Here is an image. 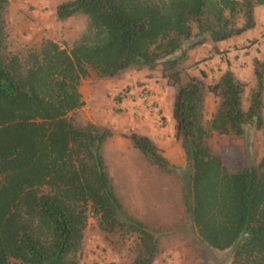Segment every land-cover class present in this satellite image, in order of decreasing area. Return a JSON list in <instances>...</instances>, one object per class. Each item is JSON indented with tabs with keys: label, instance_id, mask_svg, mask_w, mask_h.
<instances>
[{
	"label": "trees",
	"instance_id": "obj_1",
	"mask_svg": "<svg viewBox=\"0 0 264 264\" xmlns=\"http://www.w3.org/2000/svg\"><path fill=\"white\" fill-rule=\"evenodd\" d=\"M261 4L66 0L58 19L83 15L86 31L69 48L48 39L24 54L8 46L9 0H0V264H80L89 212L102 232L135 235L131 264L156 260L161 231L126 213L105 161L113 129L79 125L69 112L84 104L78 86L89 69L118 79L158 68L175 88L174 137L190 168L183 199L199 240L230 250L231 264H264V158L230 170L207 142L212 132L242 137L264 127V58L252 60L251 88L230 68L207 81L188 63L191 48L209 42L220 50L253 30ZM208 94L216 106L206 121ZM122 135L151 164L175 169L150 136Z\"/></svg>",
	"mask_w": 264,
	"mask_h": 264
},
{
	"label": "rangeland",
	"instance_id": "obj_2",
	"mask_svg": "<svg viewBox=\"0 0 264 264\" xmlns=\"http://www.w3.org/2000/svg\"><path fill=\"white\" fill-rule=\"evenodd\" d=\"M63 1L66 0H9L5 17L9 48L25 54L32 49H38L42 42L48 39L58 42L62 47H71L86 31V17L77 15L64 21L59 20L56 7ZM258 7L263 8L264 5ZM256 27L248 31L249 34L245 38L243 36L246 33L225 42L220 50H214L218 55L212 71H221L220 75L230 68L248 83V88H251L255 82L252 60L264 58V23ZM205 54L203 59H208L210 55ZM197 63L193 64L194 69L198 68ZM201 70L198 68L197 72L200 73ZM90 71L92 75L87 79L89 85L96 80L94 71ZM148 72L149 76L161 77L169 91H173L174 97L175 88L167 84L161 69ZM217 77H214V74L208 77L207 74V81ZM137 100L140 103V100ZM108 105L106 102L103 115L110 118L113 122L109 124L113 125L115 117L107 115ZM215 106L216 99L212 94H208L206 121L211 118ZM244 107H247L246 101ZM75 110L69 112L73 120L79 125L89 122L84 121L82 112ZM160 122L163 126L166 124L165 121ZM115 134L118 135L116 131ZM207 142L213 152L221 155L230 170L264 158V127L259 130L251 128L242 137L212 132ZM161 150H169L167 159L175 167L172 172H165L151 164L138 149L117 147L112 141L107 144L104 153L116 193L126 213L162 233L161 251L152 264H231L230 250L207 247L199 240L191 225L183 199L189 183L190 168L180 142L174 139L169 147ZM83 244L80 264H131L135 255L136 237L133 234L102 232L97 226L96 217L89 212Z\"/></svg>",
	"mask_w": 264,
	"mask_h": 264
},
{
	"label": "crops",
	"instance_id": "obj_3",
	"mask_svg": "<svg viewBox=\"0 0 264 264\" xmlns=\"http://www.w3.org/2000/svg\"><path fill=\"white\" fill-rule=\"evenodd\" d=\"M263 12L264 7H257L255 10L256 23L258 26L264 23ZM247 34L249 33L241 36L245 38L248 36ZM233 38L227 41L230 42ZM227 41L218 43V48L220 49ZM209 51H211V53H209ZM204 53H206L205 55L209 54L210 57L208 59H203ZM217 55L212 45L206 42L189 50L188 63L194 64L198 62V68L204 70L208 74V77L212 76V74H214V77H217L221 71H212V68L216 64L215 60ZM194 68L193 66L191 69L192 73L198 74V68ZM91 73L89 69L88 74L80 80L78 88L84 104L75 111L79 110L84 114V121L111 126L114 134L106 141L104 153L105 147L110 141L117 147L134 148L129 139L122 136V133L128 130H135L150 136L156 141L160 149H165L170 146L175 139L174 119L172 116L173 91H169L166 83L161 77L149 76V72L145 69H129L118 79L100 78L94 72V76L96 77L95 83L89 85L87 79L92 75ZM141 87H148L150 89L151 102L148 107L140 105L137 100ZM106 102L109 104V110L106 112L107 115L115 117V124L113 125L109 124L113 121L103 115ZM137 105H140V115L138 117L133 115V108ZM159 120L165 121L166 124L163 126ZM115 131L120 136L116 135ZM168 152L169 150L162 153L164 156L168 157Z\"/></svg>",
	"mask_w": 264,
	"mask_h": 264
},
{
	"label": "built area",
	"instance_id": "obj_4",
	"mask_svg": "<svg viewBox=\"0 0 264 264\" xmlns=\"http://www.w3.org/2000/svg\"><path fill=\"white\" fill-rule=\"evenodd\" d=\"M138 99L140 100V105L148 107V105H150L151 102L150 89L148 87H141L138 94ZM140 105H137L135 108H133V115L136 117L140 115V110H139Z\"/></svg>",
	"mask_w": 264,
	"mask_h": 264
}]
</instances>
